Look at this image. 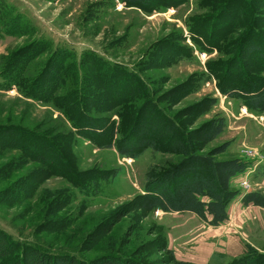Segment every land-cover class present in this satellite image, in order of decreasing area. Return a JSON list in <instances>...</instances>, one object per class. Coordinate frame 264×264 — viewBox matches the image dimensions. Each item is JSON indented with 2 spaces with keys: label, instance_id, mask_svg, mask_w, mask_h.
Returning a JSON list of instances; mask_svg holds the SVG:
<instances>
[{
  "label": "trees",
  "instance_id": "trees-1",
  "mask_svg": "<svg viewBox=\"0 0 264 264\" xmlns=\"http://www.w3.org/2000/svg\"><path fill=\"white\" fill-rule=\"evenodd\" d=\"M114 1L111 0V5ZM116 1L125 9L138 8L150 14L188 5L190 0ZM222 4L219 0L196 1L193 14L208 15L215 26L203 39L200 28L205 17L202 21L197 16L187 17L183 21L187 36L179 32L177 38L181 43L188 40L200 52L215 50L221 56H227L221 79L213 76L210 70V76L195 75L181 90L176 87L174 92H160L150 86L139 70L144 66L148 68L145 63L155 60L160 62L158 68L162 66L163 60L152 58L151 54L155 52L147 54L141 68L115 64L91 51L78 55L39 35L35 25L23 13L6 0H0V39L36 35L28 57L16 60L14 53L0 57V92L14 89L26 101L51 106L66 121L63 128L49 126L40 134L26 133L16 126L0 127L1 154L16 151L17 161L23 160V168L28 164L41 167L46 176L63 178L72 187V191H65L66 203L79 201L84 207L98 195L102 185L114 182L121 170L95 172L88 180L81 179L71 153L78 138L88 141L96 149H114L120 158L133 162L147 152L170 156L172 164L158 165L146 173L143 195L138 198L141 209L191 214L214 228L225 223L227 209L239 194L232 189L231 182L249 170L251 163L240 159L217 160L216 157L222 156L230 144L206 151L227 127L226 120L220 117L197 125L206 111L217 107V99L207 98L189 109L172 110L180 104L181 94L196 93L203 83L216 80V90L223 97L236 100L248 111L264 117V18H251L246 13V0H235L223 11L225 20L216 24L212 21L213 11L218 10L217 15L221 13L226 3ZM249 38L254 42H248ZM168 58V64H164L170 68L195 62L193 50L188 47L176 48ZM9 162L14 166L13 158ZM257 174L264 177V166L255 170L253 177L257 178ZM17 176L19 194L36 187V179L31 176ZM242 204L264 209V195L248 193L242 198ZM161 252L165 253L169 264H193L177 260L166 242ZM101 257L87 261L78 252L20 241L0 229V259L6 263L143 264L122 253ZM226 262L264 264V255H257L245 247L244 253L237 258L227 260L224 256L213 255L209 264Z\"/></svg>",
  "mask_w": 264,
  "mask_h": 264
},
{
  "label": "rangeland",
  "instance_id": "rangeland-1",
  "mask_svg": "<svg viewBox=\"0 0 264 264\" xmlns=\"http://www.w3.org/2000/svg\"><path fill=\"white\" fill-rule=\"evenodd\" d=\"M6 1L35 25L39 35L78 55L91 51L115 64L141 68L147 54L155 52L152 58L163 60V67L158 68L160 62L155 60L145 63L153 69L144 66L139 70L150 86L160 92H174L195 75L210 76V70L213 76L221 79L228 61L227 56L215 50L200 52L188 40L181 43L177 39L179 32L187 36L183 24L187 17L197 16L202 21L204 16L200 33L203 39L211 33L215 24L210 22L208 15L193 14L195 2L202 0H190L188 5L150 14L138 8L125 9L116 0L114 5L111 0ZM219 1L226 4H222L223 10L218 15V10L214 9L212 21L216 24L225 20L222 13L235 0ZM246 2V13L251 18H264V0ZM35 36L0 39V57L13 53L16 60L28 57ZM248 42L254 39L249 38ZM187 47L193 50V64L171 68L164 64H168V57L176 48ZM215 82L203 83L196 93L181 94L180 104L172 110L189 109L207 98L217 99V107L206 111L197 125L220 117L226 120L227 127L206 151L230 144L217 160L240 159L251 163L249 172L231 182L232 189L239 194L227 209L225 223L214 228L191 214L141 209L138 198L143 195L146 173L158 165L172 164L170 156L147 152L133 162L120 158L114 149H96L78 138L71 152L78 176L88 180L95 172L121 170L116 180L102 185L98 195L89 200L88 207L80 206L79 201L67 204L65 191H72V187L63 178L46 176L41 167L28 164L23 168V160L17 161L16 151L0 152V229L20 241L78 252L87 261L122 253L143 264H169L167 256L161 252L165 242L177 260L193 264H209L213 255L224 256L227 260L237 258L244 253L245 247L257 255H264V209L242 204V198L248 193L264 195V177L258 174L257 178L253 177L254 171L264 166V117L248 111L236 100L223 97L216 90ZM64 123L61 114L49 105L26 101L14 89L0 92V127L16 126L26 133L40 134L49 126L63 128ZM12 158L14 166L9 165ZM6 171L8 175L4 176ZM17 175L36 179V187L19 194ZM0 264L11 262L0 259Z\"/></svg>",
  "mask_w": 264,
  "mask_h": 264
},
{
  "label": "built area",
  "instance_id": "built-area-1",
  "mask_svg": "<svg viewBox=\"0 0 264 264\" xmlns=\"http://www.w3.org/2000/svg\"><path fill=\"white\" fill-rule=\"evenodd\" d=\"M243 186L246 188V183H243Z\"/></svg>",
  "mask_w": 264,
  "mask_h": 264
},
{
  "label": "crops",
  "instance_id": "crops-1",
  "mask_svg": "<svg viewBox=\"0 0 264 264\" xmlns=\"http://www.w3.org/2000/svg\"><path fill=\"white\" fill-rule=\"evenodd\" d=\"M234 179H235V178H234ZM234 179H233V180H234ZM182 261H184V260H182ZM185 262H187V261H185Z\"/></svg>",
  "mask_w": 264,
  "mask_h": 264
}]
</instances>
